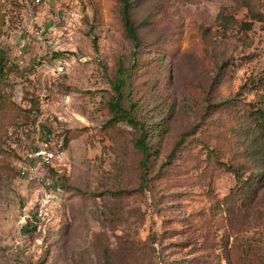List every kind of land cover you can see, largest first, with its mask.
<instances>
[{
	"label": "rangeland",
	"instance_id": "374dc122",
	"mask_svg": "<svg viewBox=\"0 0 264 264\" xmlns=\"http://www.w3.org/2000/svg\"><path fill=\"white\" fill-rule=\"evenodd\" d=\"M130 1L0 0V264H264V0Z\"/></svg>",
	"mask_w": 264,
	"mask_h": 264
},
{
	"label": "trees",
	"instance_id": "16d2710c",
	"mask_svg": "<svg viewBox=\"0 0 264 264\" xmlns=\"http://www.w3.org/2000/svg\"><path fill=\"white\" fill-rule=\"evenodd\" d=\"M122 5V24L127 36L131 39L133 43V51L132 58L134 60L133 63L137 60L138 48L140 46V36L137 30V27L133 21L132 13H131V1L130 0H119ZM241 27L245 30H250L252 28V21H245L241 23ZM4 52L0 50V72L2 73L4 70ZM131 67H127L123 64L122 59L120 60L119 67L116 73V80L114 83V89L116 91V96L112 99L110 103V107L113 111V120H121L124 119L131 125L139 128L141 130V135L138 138L136 145L142 150L144 157L142 159V165L147 168V161L149 159L150 147L147 141L148 133L150 130L146 129L144 123L136 119V117L131 113L129 108H126L123 104V99L128 97L126 92L130 87V79H131ZM259 85L264 92V78L259 81ZM262 107H258L254 109L251 113V125L248 126V142L252 143V145L256 146L255 154L263 157L264 161V99L262 100ZM260 169V178L261 181H264V169ZM235 175L237 178H242V171L238 169H234ZM258 176V175H257ZM248 183V182H246ZM245 184V183H244ZM249 187L252 184L248 183ZM254 186V187H253ZM252 187L255 190V185Z\"/></svg>",
	"mask_w": 264,
	"mask_h": 264
},
{
	"label": "built area",
	"instance_id": "2783aa9c",
	"mask_svg": "<svg viewBox=\"0 0 264 264\" xmlns=\"http://www.w3.org/2000/svg\"><path fill=\"white\" fill-rule=\"evenodd\" d=\"M63 68L60 67V70ZM28 159L35 162V166L25 163L22 166V174L27 175L32 171H36L38 167H42L48 164H51L54 160L57 159L56 150L53 147H50L47 143L39 146L37 149L33 150L32 153L28 155Z\"/></svg>",
	"mask_w": 264,
	"mask_h": 264
}]
</instances>
